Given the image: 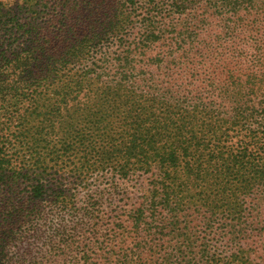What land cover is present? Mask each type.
I'll return each instance as SVG.
<instances>
[{
	"label": "trees",
	"instance_id": "trees-1",
	"mask_svg": "<svg viewBox=\"0 0 264 264\" xmlns=\"http://www.w3.org/2000/svg\"><path fill=\"white\" fill-rule=\"evenodd\" d=\"M260 230L264 0H0V264H264Z\"/></svg>",
	"mask_w": 264,
	"mask_h": 264
},
{
	"label": "rangeland",
	"instance_id": "rangeland-1",
	"mask_svg": "<svg viewBox=\"0 0 264 264\" xmlns=\"http://www.w3.org/2000/svg\"><path fill=\"white\" fill-rule=\"evenodd\" d=\"M255 234L258 235L257 241L263 242V244H264V230L257 231V232H255ZM260 234H261V236H260ZM128 247H129V245L126 246V248H128Z\"/></svg>",
	"mask_w": 264,
	"mask_h": 264
}]
</instances>
